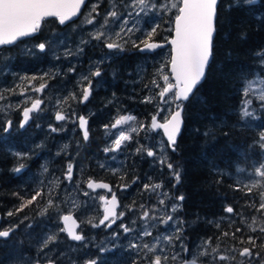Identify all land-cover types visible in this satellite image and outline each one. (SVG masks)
<instances>
[{
	"label": "snow or ice",
	"instance_id": "6c2138e0",
	"mask_svg": "<svg viewBox=\"0 0 264 264\" xmlns=\"http://www.w3.org/2000/svg\"><path fill=\"white\" fill-rule=\"evenodd\" d=\"M258 0H234L236 7L241 6H254ZM85 4V0H0V46L15 45L23 38L34 37L42 31V24L47 18H55L59 25H65L69 21H74V18L80 15L81 6ZM220 0H177L173 3L171 0H127L122 4L124 11L117 8H111L106 12L100 23H97V17L100 16L99 0L92 4L86 15L83 16V24L85 26H92L91 29L86 30L87 39L82 34L76 49L66 48L63 53L65 59L71 56H79L84 52L86 45L102 46L109 50V53L115 55L126 51V46L137 49L140 52H154L156 49L164 48L166 43L171 44V54L166 61L170 64V73L163 74V67L159 70L158 75H162L164 86L161 87L157 80L151 83L154 87L159 88L160 91L156 93L158 97V105H167L166 108H160V111L167 113L163 122L157 124V117L153 116L150 124L143 122L135 123L137 117L131 114L121 115L114 120L111 124L112 129H116L121 125H129L127 129H122L114 135L110 140L108 146L103 148V152L107 155L110 152L120 153L126 150L127 143H131L133 136L131 133H136L139 136L140 132H144V139L147 141L150 133L159 127L162 129L160 136L166 137V140L160 139L159 143L153 146L147 144H140L137 142L135 152L138 155H146L152 157L154 161L162 167H166L169 173L175 180L173 187L181 182V170L177 167L167 155L170 150L175 153L178 151L177 141L180 136L184 124V108L186 104L195 98V93L198 85L201 83L205 76V70L210 62L213 53V40L216 34V25L219 15L218 5ZM233 5L230 4L229 9ZM172 9L175 10L174 15V28L168 29L174 32V37L171 39L165 37V43L154 40L157 35V30L161 28L163 23H167L166 17L172 15ZM156 16L159 17V22L153 21L151 25L142 29L140 22L146 17ZM123 17V19L121 18ZM80 25L77 24V27ZM82 31H85L82 29ZM141 35L133 38L137 33ZM55 35L45 39L42 42L33 44L25 51L26 55H35L36 50L39 53H55L56 48L65 44L66 40L61 38L55 39ZM95 42V44H93ZM257 56L261 57V67L264 68V49L257 51ZM60 55H55V59H60ZM104 57L99 61H95L93 66H90L88 73L81 74L78 80L79 94L77 92H69L63 100H57L56 104H67L69 108L72 105L69 101L77 102L80 104L87 103L92 96L93 92V78L102 76L100 64L106 59ZM68 73H75V65H69L67 68ZM169 75L174 78V83L169 82ZM53 76L52 73H44L37 76H20V84L14 87H5L4 92L15 95L17 89H20L21 96L26 95L27 88L22 85L27 83L32 92L43 94L45 88L48 87L46 77ZM40 81L36 86L35 82ZM86 82V83H85ZM264 82V72L253 73L251 78H245L241 89V100L233 115L238 117V122L232 125V128L237 127L246 129L248 131L255 130V135L252 142L248 145L249 148L258 149L259 161L254 165V172L248 173L252 178L244 183L246 189L245 195L251 197L253 189H260L258 193V205L255 199L250 198L246 203L250 207H254L256 213H261L260 227L257 229L253 227L257 223V217L252 216V223L249 225L252 231H259L264 234V88L255 87L256 84ZM147 87V85H145ZM175 89V90H174ZM171 93V95H168ZM167 96V98H165ZM6 97L0 94V101ZM31 101L30 106L17 105V110L21 111L22 119L17 124V129H23L29 124V121L38 119L42 114L43 109L41 105L45 102L39 97H27L23 102L24 105ZM143 103L153 102V97H146ZM12 105L9 104L8 108ZM4 109L0 108V112ZM36 114L35 116L33 114ZM210 116L217 126L228 127L226 116ZM54 119L58 122L59 126L49 125V129L53 133L66 131V124H76L82 133L84 142H88L90 138V131L88 127V118L84 115L77 116L73 110L70 114L64 111H56ZM255 122V123H253ZM39 126V125H37ZM13 128V121L7 119L0 122V131L9 133ZM105 130L109 129V125L104 126ZM213 133V129L205 132V135ZM225 136L228 135L224 131ZM41 147V145H37ZM68 145H64L62 151L65 155ZM18 158V164L12 170L17 174L25 171L26 165L23 161L31 158V153H13ZM61 155V152H57ZM79 155V152H77ZM115 159V157H113ZM99 167L104 168V164ZM76 168L74 161H69L66 168L63 170V176L53 178L47 185L44 181L33 189V194L25 197H19L21 200L20 205L15 211H8L7 217L19 215L25 208H41L39 216L51 220L54 224L59 221L63 222L62 227L53 228L51 231L46 232L43 237L37 241V251L35 259H28L24 255L15 258V264H58V261L65 255L61 252L56 256L57 248L51 245L58 242L60 233L66 234V238L71 241L77 242L83 248L88 247L87 237L83 231H77L81 224H88L93 228L103 227L105 230L111 229L117 220H123L126 212L137 213V216L130 218V224L136 225L137 218L143 223L139 228L130 226L129 223H121L118 225L122 229L125 236L135 234L130 237L129 243L125 250L134 253L131 264H233L237 261L236 253L239 257L246 258L240 260L238 264H264V257L260 251H255L257 248L264 249V240L257 244L259 237L249 236L246 240L240 239V244H248L251 247H242L237 249L235 247L230 250L222 251L219 244H213L211 238L203 240L194 245L190 250L188 245L183 239L184 221L175 214L182 210L184 195L180 194L174 197L171 204H167V199H172L169 193H158V203L146 205L141 203L139 210L136 209L135 202L132 205L126 206V211L121 210L117 213L119 201L112 187L108 183L96 182L91 177L87 178L84 183L87 189H106L112 192L111 199L101 195L99 200L103 201L102 217L98 220L92 216L82 221H78L72 214L77 209L75 207L68 208L67 213L64 214L65 209L61 207L63 201L57 200L58 193L56 190L64 181L67 185L72 186L82 192L84 197H89L90 193L87 190L80 189V181H74V169ZM239 171H246L238 169ZM83 171L82 169L80 170ZM114 173L119 169H111ZM48 172L47 166H43V172ZM121 180H124V175H121ZM138 179V178H137ZM137 181L133 180L131 183L135 184ZM131 185L124 183L119 187L121 190H126ZM144 192L157 193V190L162 188V183L142 185ZM236 191H240L239 182L235 186ZM19 196V194H15ZM39 200V202H38ZM46 201V203H44ZM43 203V207L41 204ZM85 202V207H87ZM225 212L228 214L239 215L232 206H227ZM28 216L25 215L18 223L9 225L6 228H0V239L8 240L12 234L19 229L21 224H24ZM71 222V223H69ZM31 228L32 224L25 225ZM219 227V225H217ZM163 229V231H160ZM154 230L156 235H154ZM240 228H236L234 232H223L224 237L231 235L236 239V233L240 232ZM113 240H117L120 236L119 232L113 231L111 234ZM146 238H151L147 240ZM47 250V251H46ZM111 250H115V245ZM109 251L107 247L100 248V252L104 253ZM70 264H79L78 260L70 258ZM82 264H99L98 258L85 257Z\"/></svg>",
	"mask_w": 264,
	"mask_h": 264
},
{
	"label": "trees",
	"instance_id": "16d2710c",
	"mask_svg": "<svg viewBox=\"0 0 264 264\" xmlns=\"http://www.w3.org/2000/svg\"><path fill=\"white\" fill-rule=\"evenodd\" d=\"M121 1L124 3L127 0ZM230 4L233 6L229 9ZM218 9L212 57L205 70V76L198 85L195 98L191 99L184 108V124L177 141L178 151L168 154L171 161L181 170L180 184L173 187L174 178L170 176L168 169L162 166L161 170L165 175L159 176L152 172L143 177L134 174L129 178L128 165L131 156L127 148L121 158L122 163L120 164L123 168L120 174H117L118 180L113 175V181L115 185L124 183L131 185L124 192L125 195L131 197L122 203L123 210L133 202L137 206L141 203H152L158 198L152 192L143 191L142 185L145 183H162V188L158 191L169 193L173 201L175 196L184 195L182 210L175 215L184 221L183 239L185 243L196 245L211 238L213 244H219L221 250L226 251L233 247L237 249L251 247V245L239 242L240 239L246 240L249 236L259 237L257 244L264 240V234L258 230L252 231L249 227L252 223V216L255 215L257 223L253 227L258 229L261 226L262 214L256 213L255 208L246 203L252 198L258 205L260 189H253L250 197L245 195L246 189L244 188V183L251 179L248 173H253L254 165L259 161L258 149L248 147L255 135V130L248 131L239 127L233 129L232 125L238 122V117L230 114L240 103V93L245 78H251L253 73L264 72L260 64L262 58L257 56V51L264 49V0H258L256 5L250 7H236L234 0H220ZM162 33L161 28L158 29L154 40L159 42L165 40ZM164 33L170 36L169 30ZM124 52L111 60L112 73L103 76V88L99 99L101 103L92 107V115L89 119L90 138L88 142L83 141L73 123L66 124V128H69L68 133L63 131L48 135L49 130H46L48 127L46 124H50L52 120L54 126H59L52 115L54 111L62 110L70 114L74 110L77 114L80 109L75 106L69 108L67 104L59 106L56 104L57 100H63L65 97L63 81L67 69L63 65V60L45 61V65L41 63L46 68L52 65L55 69L52 83L48 77L45 78L48 87L44 90L45 96L53 100V105L49 107L48 98H44L43 112L36 119L39 125L36 130L32 128L35 122L33 120L25 131L26 133L21 132L24 133L21 138L11 139L9 135L0 136V228L16 224L25 215L28 216L24 224H21L8 240H0V264H15V258L20 255L35 259L37 241L46 232L61 227L60 222L54 224L51 220L40 217L38 213L41 208L35 206L25 208L19 215L7 217L8 211H15L20 205L19 197L27 198L32 195L33 189L40 181H44L47 185L53 175L62 178L63 170L69 161L75 162L74 172L77 180L80 181V189L86 190L84 181L89 177L113 183L110 174L99 167L98 160L101 155L99 148L102 144L99 136L100 130L127 113L137 117V124L140 122L149 124L154 108L148 103L140 102V99L141 95L145 94V85L151 84L150 75H153L155 70L153 62L144 59L136 50L132 58L124 55ZM17 54L14 53V60L10 66L15 70L22 69L23 76H32L34 72L31 70L38 67L40 62L37 59L24 58ZM39 83L40 81H36V86ZM22 86L29 89L27 83ZM71 86L74 91L73 83ZM225 114H228L226 116L228 127H218L209 119L213 115L224 117ZM210 128L213 129V133L205 135L204 133ZM224 131L228 132L227 136L223 134ZM132 136L133 140L138 137L136 133H132ZM64 145H68L66 149L68 155L62 151ZM16 152L31 153V158L23 161L26 168L21 174L12 170L19 162L13 154ZM57 152H61V155H57ZM84 156H86L85 159ZM45 165L48 172L41 175ZM121 175H124V180L120 179ZM133 180L137 182L132 184ZM238 182L240 191L235 190ZM65 183L62 182L60 187L61 190L64 189L65 195H69L71 189ZM17 193L19 196L15 195ZM43 206L42 203L41 207ZM227 206H232L239 215L226 213ZM74 216L77 217L76 214ZM28 223L32 224L31 228L25 226ZM80 227L84 233V223ZM236 228L241 229L236 233V239H233L231 235L228 237L222 235L225 231L232 233ZM84 235L89 245L86 248L70 242L64 233H60L58 242L55 244L57 247H54L57 248L55 255L59 256L61 252H64L67 258L62 257V259L68 261L70 258L76 259L79 264L83 261V255L89 258L100 256L99 264H131L132 258L126 255L123 249L127 236L122 235L118 238L120 245L116 251L109 250L104 254H98V251L95 252L91 247L95 245L103 248L100 246L102 243L100 241L108 239L109 233L102 232L93 235L84 233ZM35 240L37 241L34 243ZM12 250L15 255H12ZM255 251H260L264 257V249L257 248ZM58 264H64V262L59 260ZM233 264H238V261Z\"/></svg>",
	"mask_w": 264,
	"mask_h": 264
},
{
	"label": "flooded vegetation",
	"instance_id": "af4514ba",
	"mask_svg": "<svg viewBox=\"0 0 264 264\" xmlns=\"http://www.w3.org/2000/svg\"><path fill=\"white\" fill-rule=\"evenodd\" d=\"M115 1V0H114ZM97 0H86L84 6L82 7L81 11H80V15L74 19L75 23L73 21L68 22L65 25H59L56 21V19L54 18H49L46 19L43 24H42V31L40 32L39 35L34 36V37H29V38H23L21 40H19L15 45H11V46H3L0 47V94H3L6 98L3 101H0V106L1 105H5V102H7V106H5L3 109V112H0V122L5 121L7 119H11L13 121V128L9 133H4L2 131H0V136L3 137H7V135L10 136L11 139L13 138H21L22 135L24 133L21 132H25L27 130V128H29L31 121H29V124L25 126V128L23 129H17V124L20 122L21 120V111L17 110V105L21 104L23 106H30L31 101L29 100L28 103L26 105L23 104V102L27 99V97H32V98H36L39 97L40 99L44 100V98H48L47 99V104L48 105H53V100L51 101L49 96H45V93L40 94V93H35L31 91V88L28 89V91L26 92V95L21 96L19 93L18 95H12L10 93L4 92L3 89L5 87H14L17 84H20L21 81L19 79L20 76H23V70L22 69H14L13 67L10 66V64L13 63L14 60V53L17 55H20V57H24V58H30V59H37L40 63L37 65L38 67H35L31 70V72H34L33 75H43L44 73H52L54 74V67L52 68H46L43 65H45V61L49 62V61H54L55 60V55H60V59H62L63 61V65L64 67H66V69L69 67V65H75L76 67V72L75 73H68L66 74V77H64V95L67 96V94L69 92H77L79 94V85H78V78L80 77L81 74H86L89 71L90 66H93L95 61H99L104 57H111L109 59H106L102 64H100V70L102 72V76L98 77V78H93V92H92V96L90 97L89 101L87 103L84 104H80L77 102H73V101H69V103L72 106H75L77 108L80 109V111L78 112V116L79 115H84L88 118V124H89V119L92 115V107L95 105H99L101 102L99 101L100 99V93L101 90L103 88L102 86V82H103V76H108L112 73V68H111V60L114 59V57H116L118 54H111L109 53V50L106 48H103L102 46H92V45H86L84 47V52L82 54H80L79 56H71L68 59H65L63 56L64 51L66 50V48H72V49H76L78 46V36L79 34H83L82 29H89L90 26H83L82 24V20H83V16L87 14L89 7L96 3ZM99 8L98 11H104L108 5V0H99ZM77 24H79L80 26L77 27ZM53 34L55 35V39L59 40L61 38H64L66 40L65 44H61L59 45L56 50L55 53L53 52H48V53H39L38 50H36V54L35 55H26L25 51L30 48L33 44L35 43H39L44 41L45 39L52 37ZM86 35V34H85ZM85 39H87V35L86 37L84 36ZM164 41V40H162ZM93 44H95V42H93ZM135 50L137 51V49L131 47V45L126 46V52H124V55H128L131 56V58L134 56V52ZM157 52H154L152 54H150L151 56L155 55ZM140 54V53H139ZM142 57L144 56L143 54H141ZM42 63V64H41ZM41 64V65H40ZM154 65V69L156 67V63L153 62ZM48 79L50 80V82H53V76L48 77ZM73 83V86L75 87L74 91H72V86L71 84ZM86 83V82H85ZM20 92V90H19ZM6 100V101H5ZM51 102V103H50ZM11 104L12 107L8 108V105ZM42 107V105H41ZM34 116L36 115L35 113L33 114ZM5 116V117H4ZM153 116L157 117V122H163L164 117L160 114V113H155ZM54 117V116H53ZM34 124L32 126L33 129H37V121L36 119H34ZM114 123V121L112 122ZM111 123V124H112ZM151 123V120L149 121V124ZM51 125H54L53 121H50ZM50 124H46L47 129L49 130L48 135L53 133L50 131L49 129V125ZM109 125V129L106 131L105 128L103 127L102 130H100L99 136L100 139L102 140V144L99 148V165L102 162V160H105V167L102 168L104 169L106 172H108L110 174V177L113 181V175L116 177L117 179V174H120L121 168H123V165H116L114 163H112L111 161H109V158H112L113 154H115L114 152H110L107 155L103 152V148L106 147L107 143H109L108 139L109 138H113L114 134L111 133L110 131H114L115 129H112ZM89 127V126H88ZM33 131V130H32ZM66 132H69V128L66 130ZM107 132V135H106ZM26 133V132H25ZM81 135V134H80ZM149 139L146 141L144 139V132H140L139 136L137 137L136 140H132L131 143H127V150L128 153L131 156V161L129 162L128 165V169H129V178L132 177L134 174H137L138 176H145L148 175L147 173H152L155 172L157 173L159 176L165 175L163 173V170H161V165L156 163L154 161V159L152 157H147L146 155H138L135 152V148L138 146L137 142H139L140 144H147L148 146H155L156 144L159 143L160 139H163L162 136H160V131H152L150 133ZM82 137V136H81ZM86 152V151H85ZM126 150H122L120 153H116L118 157L122 158L123 155L125 154ZM169 152H171L170 150L167 152V155L169 154ZM136 154V155H135ZM86 158V156H84V159ZM108 159V160H107ZM107 160V162H106ZM101 168V167H100ZM111 169H119V171L117 172H113L111 171ZM127 169V170H128ZM170 176L172 177V175L170 174ZM151 177V176H150ZM141 178V177H140ZM173 178V177H172ZM94 180V179H93ZM118 180V179H117ZM74 181H77V176L76 173L74 172ZM95 181H101V180H95ZM102 182H106V181H102ZM108 183L111 187H112V192H114L117 196V199L119 201V207L116 209L117 213H119L120 208L122 203L127 200L130 199V195L127 196L125 195L124 192H126L128 190V188L126 190H121V188L119 187L120 185H115V182L113 181V183ZM84 188L86 190H88L90 192V194H92V198H95L96 200H92L91 202H88V197H84L80 192L78 194L80 203H81V214L86 218H90L92 216H94L97 220L101 217L102 215V209H103V201L99 200L98 197L103 195L105 197H109L112 192L109 191H105V190H91V189H87L86 185L84 183ZM120 193L124 194V197H120ZM123 199V200H122ZM85 202H87V207H85ZM130 213V212H128ZM74 215V214H73ZM117 224V223H116ZM115 229H117V227L115 228V224L113 225V227L111 229H107L105 230L103 227L100 228H93L88 224H84V233H86L87 235H93L96 233H109V235L113 232L116 231ZM3 240V239H0ZM99 254V253H98ZM102 254V253H100ZM97 256H93V258H95ZM59 262V261H58Z\"/></svg>",
	"mask_w": 264,
	"mask_h": 264
},
{
	"label": "rangeland",
	"instance_id": "374dc122",
	"mask_svg": "<svg viewBox=\"0 0 264 264\" xmlns=\"http://www.w3.org/2000/svg\"><path fill=\"white\" fill-rule=\"evenodd\" d=\"M127 2V1H126ZM126 2H124V3H126ZM171 2H173V3H175V2H177V0H171ZM122 1L120 0V1H114V0H108V5H107V7H106V9L104 10V11H99L100 12V16L99 17H97V23H100L101 22V20L103 19V17H104V15L106 14V12L108 11V10H110L111 8H117L118 10H121V11H124V9H123V7H122ZM172 11V15L171 16H168V17H166V19H167V23H163L162 24V26H161V30H162V35H163V37L165 38V37H169V35H167L166 33H164L165 31H168V29H172V22H173V19H174V15H175V10L174 9H172L171 10ZM122 19H123V17H121ZM153 21H156V22H159V17H156V16H151V17H146V18H144L143 20H141V22H140V27L142 28V29H146V28H148L150 25H151V23L153 22ZM82 23H83V20H82ZM83 26H85L84 24H82ZM91 27L92 26H90V28L89 29H91ZM85 31H83V35L86 37V30H87V28L86 29H84ZM171 32V31H170ZM82 35V34H81ZM81 35L79 34V36H78V41L80 40V37H81ZM141 35V33H137L136 34V36L135 37H133L134 39L135 38H137V37H139ZM169 55H170V53H169V47H166V48H162V49H160L159 51H157V53L155 54V55H153V56H151V55H144L143 56V58L144 59H147V60H151L152 62H155L156 63V67H155V70H154V73H153V75H150V78L152 79V80H150V82H152L154 79L155 80H157V83H159L160 85H161V87H163L164 86V81H163V78H162V75H158V73H159V70L163 67V74H169V71H168V64L166 63V61L168 60V58H169ZM51 68V67H50ZM79 79V78H78ZM169 82H172V79H171V77H170V75H169ZM255 87H261V88H264V82H261V83H258V84H256L255 85ZM19 90L20 89H17V93L15 94V95H18V93H19ZM142 90V89H141ZM160 91V89L159 88H156V87H154L153 85H152V83L151 84H148V86L145 88V94L144 95H141V99H140V102H142L146 97H149V96H151V97H153V102H151V103H148L152 108H154V111H153V113L151 114V117L157 112V113H160L164 118L166 117V115H167V113L165 112V111H160L159 109L160 108H166L167 107V105H158V97L156 96V93H158ZM147 93V94H146ZM168 95H171V93H169ZM165 98H167V96L165 97ZM6 101V100H5ZM5 106H7V102H5V105H1L0 106V108H4ZM49 107H50V105H49ZM51 109V108H50ZM52 112H53V110H52ZM78 114V113H77ZM127 114H130V113H127ZM127 114H124V115H127ZM52 115L54 116L55 115V111L52 113ZM78 116V115H77ZM136 123V122H135ZM129 127V125H121V126H119V127H117L114 131H110L111 133H113L114 135L116 134V133H118L120 130H122V129H127ZM74 128H76V124H75V126H74ZM71 133V132H70ZM106 135H107V132H106ZM131 135H132V133H131ZM110 140H111V138H109L108 139V141L110 142ZM108 144L109 143H107V145L106 146H108ZM113 157H115V159H113ZM108 160V159H107ZM107 160H106V162H107ZM109 161H111L112 163H114V164H116L117 166L118 165H120V163H122V159L120 158V157H118L117 156V154L115 153V154H113V156H112V158H109ZM100 164H105V160H102V162L100 163ZM254 172V171H253ZM252 178V177H251ZM66 181H64V183H65ZM66 184V186H67V182L65 183ZM64 187H65V185H64ZM68 187V186H67ZM69 189H71V191H69V195H65L63 192H64V189H62L61 190V187H59L57 190H56V192L58 193V195H57V200H61V201H63V203L61 204V207H63V209H65V211H64V213H67V209L68 208H72V207H75L77 210L76 211H73V213L72 214H76L77 215V217L76 218H78V221H82V220H84L85 219V217L81 214V203H78V201H79V197H78V194H77V192L76 191H78V190H76V189H73L72 188V186H70L69 185ZM76 190V191H75ZM89 192V191H88ZM82 193V192H81ZM158 193L159 194H162V193H164V192H159L158 190H157V193H154V194H156L157 196H158ZM65 195V196H64ZM92 194H90L89 195V197H88V202H91L92 200H96L95 198H92ZM67 197H69L67 200H66V198ZM120 197H124V194L123 193H120ZM171 197V196H170ZM123 200V199H122ZM174 201H173V198L172 199H167L166 200V203L167 204H171V203H173ZM158 203V198L154 201V202H152V203H148V204H146V205H151V204H157ZM139 205L140 204H138L137 206H136V209L137 210H139ZM122 210V208H120V211ZM125 210H126V208H125ZM119 211V212H120ZM134 216H137V213H133V212H130V213H128V212H126V215L123 217V220H117V224H115V228L117 227V229H115L116 231L115 232H119L120 233V236H119V238H121V236L122 235H124L123 234V231H122V229L121 228H119L118 227V225L119 224H121V223H129L130 224V218H132V217H134ZM143 222L142 221H140L138 218H137V223H136V225H131L130 224V226H132V227H134V228H139V226L142 224ZM78 231H81V227L79 228V230ZM160 231H163V229H160ZM154 235H156V231L154 230V233H153ZM135 234L133 233V234H130V236H127V239L124 241V245H123V249L125 250V248H126V246H127V244L129 243V240H130V237L131 236H134ZM110 237V240H111V243H110V240H108L107 238L106 239H104V241H100V242H102L101 243V245L100 246H102L103 248L104 247H107L109 250H111L112 249V246L113 245H115V251L119 248V240L117 239V240H113L112 239V236L111 235H109ZM147 240H151V238H146ZM37 240H35L34 241V243L36 242ZM109 241V242H108ZM35 245V244H34ZM34 245H33V248H34ZM195 244L194 243H192L191 245H188V247H189V249L191 250L192 248H193V246H194ZM51 247H57V245H55V244H53V245H51ZM12 249V248H11ZM81 249V248H80ZM91 249H93L95 252L96 251H98V253H101L100 252V248H98L97 246H95V245H93V247H91ZM15 252H16V249L14 250ZM37 251V250H36ZM47 251V250H46ZM108 252V251H107ZM113 252H114V250H113ZM125 252H126V255H128V256H130L132 259H133V257H134V253L133 252H129V251H126L125 250ZM104 253H106V252H104ZM104 253H102V254H104ZM117 254V253H116ZM12 255H15V253L13 252V250H12ZM84 256V258L85 257H87V256H85V255H83ZM237 256V258H238V262L240 261V260H244V258H241V257H239V255L237 254L236 255ZM64 258H67L66 257V255H64L63 256ZM84 258H83V260H84ZM91 258H93V257H91ZM95 258H98V260L100 261V256H97V257H95ZM29 259V258H28ZM61 260L64 262V264H70V261H68V260H65V259H62L61 258ZM83 262V261H82ZM82 262H81V264H82ZM221 264H223V262H221Z\"/></svg>",
	"mask_w": 264,
	"mask_h": 264
},
{
	"label": "water",
	"instance_id": "95a60500",
	"mask_svg": "<svg viewBox=\"0 0 264 264\" xmlns=\"http://www.w3.org/2000/svg\"><path fill=\"white\" fill-rule=\"evenodd\" d=\"M85 2H86V0H85ZM84 6V5H83ZM83 6H81V9H82V7ZM81 9H80V11H81ZM78 17V16H77ZM77 17H75L74 19H76ZM47 19H49V18H47ZM55 19V18H54ZM70 22V21H69ZM57 23H58V21H57ZM59 24V23H58ZM172 28H174V19H173V22H172ZM172 37H174V32L173 31H171V34H170V36L168 37L169 39H171ZM161 43H165V41H160ZM5 46H8V45H5ZM0 47H3V46H0ZM165 47H169V53L171 54V44L170 43H166V46ZM164 47V48H165ZM160 49H162V48H160ZM160 49H156L154 52H156V51H158V50H160ZM137 52L138 53H140V54H146V55H148V54H152V53H154V52H140V51H138L137 50ZM170 56V55H169ZM168 71H169V73H170V64H168ZM170 77H171V79H172V83H174L175 81H174V78L170 75ZM175 90V89H174ZM21 119H22V115H21ZM151 120H152V118H151ZM160 123H162V122H157V124L159 125ZM76 127H77V125H76ZM77 130L80 132V134H81V136H82V133H81V131L79 130V128L77 127ZM154 131H160V133H162V129H160L159 127H157L156 129H154ZM163 139L164 140H166V137H163ZM96 182H102V181H96ZM104 183H106V182H104ZM86 185V184H85ZM92 190V189H91ZM95 190H100V189H95ZM95 190H93V191H95ZM102 190H105V191H108V190H106V189H102ZM112 195V194H111ZM111 195L108 197V199L110 200L111 199ZM117 209V208H116ZM102 213H103V209H102ZM64 214H68V213H64ZM101 217H102V215H101ZM100 217V218H101ZM60 222V225H61V227L63 226V222L62 221H59ZM69 223H71V222H69ZM77 231H78V229H77ZM65 236H66V234H64ZM69 241H71L70 239H68ZM71 242H74V241H71ZM74 243H77V242H74Z\"/></svg>",
	"mask_w": 264,
	"mask_h": 264
},
{
	"label": "bare ground",
	"instance_id": "6f19581e",
	"mask_svg": "<svg viewBox=\"0 0 264 264\" xmlns=\"http://www.w3.org/2000/svg\"><path fill=\"white\" fill-rule=\"evenodd\" d=\"M5 117V116H4ZM151 137V136H150ZM72 144V143H71ZM136 155V154H135ZM51 170V169H50ZM23 182V181H22ZM142 193V192H141ZM67 199V198H66ZM63 245V244H62ZM1 247V246H0ZM28 249V248H27ZM109 259V258H108ZM124 259V258H123ZM103 263V262H102Z\"/></svg>",
	"mask_w": 264,
	"mask_h": 264
}]
</instances>
